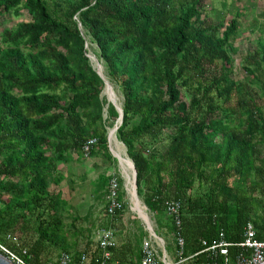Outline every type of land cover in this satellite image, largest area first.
Instances as JSON below:
<instances>
[{"label": "trees", "instance_id": "1", "mask_svg": "<svg viewBox=\"0 0 264 264\" xmlns=\"http://www.w3.org/2000/svg\"><path fill=\"white\" fill-rule=\"evenodd\" d=\"M206 7L207 0H0V16L21 8L30 14L0 32V242L25 262L55 264L40 260L50 245L79 255L64 236L69 204L49 190L63 179L59 164L72 152L86 157L82 147L91 137L97 142L88 155L101 152L115 162L107 127L118 113L111 103L105 108L87 41L122 92L116 136L135 165L138 196L151 213L167 217L169 233L165 201H183L184 256L197 253L185 264H222L201 252V240L222 231L239 242L247 222L264 240V36L246 51L248 82H237L229 51L241 14L212 23ZM234 94L236 105H225ZM107 181L100 174L94 184L105 201ZM29 226L32 238L20 247L6 239H21ZM144 234L127 248L139 251ZM239 250L228 247L231 261Z\"/></svg>", "mask_w": 264, "mask_h": 264}, {"label": "rangeland", "instance_id": "2", "mask_svg": "<svg viewBox=\"0 0 264 264\" xmlns=\"http://www.w3.org/2000/svg\"><path fill=\"white\" fill-rule=\"evenodd\" d=\"M206 9L208 10L207 18L212 23H217L222 19V17L226 22L233 16V13L235 14V12H239L241 14L239 16L240 25L236 33V37L232 41V45L234 46L235 50L229 51L230 56L233 59L230 65V76L237 82H248L249 74L244 68L245 56L248 49H253L255 47L256 41L259 39V37L264 36V0H207ZM29 19L30 14L27 8H21L17 13H5L4 15L0 16V32L6 28L14 26L18 21ZM86 47L88 49L87 54L91 58V63L97 68V63L99 62L100 67L98 69L101 70L100 72L107 79L105 76L103 62L97 55L96 45L87 41ZM249 67L252 68L253 65H250ZM110 84L113 91L110 87L109 91L106 87H104L102 91V95L106 98L105 108L110 102H108V100L115 99V101L120 105H122L123 102L122 92L117 84L113 82H110ZM252 86L256 88V91L259 89L258 84H252ZM261 94V90L258 92V95L255 93L256 97H260L259 95ZM189 98L190 95H188L186 92H183V99L188 101ZM260 102L262 103V101ZM225 105L235 106L236 95L234 94L231 100ZM262 108L264 109L263 103ZM105 113L106 112H104V116ZM112 126H108V130H111ZM111 146L115 151V148L112 145V140ZM120 146L123 154H126L127 152L125 146L122 143H120ZM114 157L118 161H109L101 152H96L95 154L87 155L86 157L84 156V158L78 156L75 152H72V156L68 163L62 162L59 164V170L63 175V179L59 184L52 183L49 187V190L51 192L60 191L62 193V197L67 200V203L69 204L66 211L62 213V218L66 225L64 230L65 241L70 246L71 251H79L80 248L85 245L88 239L93 241L92 237H94V234L92 235V233L96 232L97 227H104V223H102L103 216L101 214L104 211L105 198L96 197L94 193V184L98 179V175L100 174L107 175L115 172L123 175V173L127 172V169L121 163L120 159H118L115 155ZM128 179L132 180L133 177L129 176ZM231 180L233 179H230V181ZM127 182L128 181L123 180V185H127ZM126 194V191L122 192L124 200L128 199ZM139 199L142 201L140 197ZM130 201L132 204V197ZM94 214H100V218L95 219ZM123 214V216L118 220L117 225L115 224L113 228L114 236L117 239L121 237L126 241L130 240V242H134V237L137 236L138 233H145L148 229L145 224V220L138 216V214L130 208V205H127ZM148 215L154 231L158 236L165 239L166 250L169 252V254H172V239L167 228V217L159 213H151L149 210ZM75 216L76 218H74ZM133 216L134 218H132ZM145 228L146 230H144ZM32 229L33 226H29L27 232H25L26 230L23 231L21 239L15 236L17 238V242H20V240H26L27 238L28 241H30L32 238L30 234L33 232ZM12 237L13 236L6 238L14 242ZM155 239H157V237H155ZM59 251L60 248L50 245L48 250L40 254L41 262L44 263L48 260L52 261L57 257Z\"/></svg>", "mask_w": 264, "mask_h": 264}, {"label": "built area", "instance_id": "3", "mask_svg": "<svg viewBox=\"0 0 264 264\" xmlns=\"http://www.w3.org/2000/svg\"><path fill=\"white\" fill-rule=\"evenodd\" d=\"M106 117V113L105 116ZM97 139L95 137L89 138L83 145L82 150L84 155H88L90 149L95 145ZM124 178L129 182V176L126 173L118 174L112 172L108 175L107 181V194H106V206L105 215L110 219L111 223L115 222L117 213L123 209V204L126 202L132 208L131 201L128 202L121 196V187L119 179ZM127 182V184H128ZM129 199H131V192L128 185H125ZM187 195L193 194V189H187ZM183 201L181 199H168L165 201V212L170 217L174 226L171 232L174 238L173 258L166 251L164 242L157 240L147 226L149 235L144 236L140 248V261L138 264H185L187 260L191 259L197 253L188 257L184 256L185 239L182 234L183 218H182ZM135 211V210H134ZM136 212V211H135ZM137 213V212H136ZM138 214V213H137ZM134 217V216H133ZM146 224V223H145ZM12 237L14 243L20 247V243L17 242V238L7 233L6 237ZM94 239L88 246L81 248L78 252L79 255L74 259L73 252H61L52 261L55 264H118V260L114 258L113 250L116 248V239L113 232V227H101L94 233ZM6 238V239H8ZM204 248L201 252H208L211 257L220 256L223 259L222 264H262L264 262V240L256 237L255 228L252 222H247L243 229V238L239 242H230L224 238V233L219 232L217 238L211 242L201 240ZM236 245L240 247V250L234 256L231 261L229 259L228 247ZM22 253H26V248L21 247ZM0 249L11 260L17 264H28L25 260L18 255L15 251L7 248L2 242H0Z\"/></svg>", "mask_w": 264, "mask_h": 264}, {"label": "crops", "instance_id": "4", "mask_svg": "<svg viewBox=\"0 0 264 264\" xmlns=\"http://www.w3.org/2000/svg\"><path fill=\"white\" fill-rule=\"evenodd\" d=\"M107 175H109V174H107ZM123 180L125 181V179L123 178ZM91 181V180H90ZM127 184V183H126ZM124 187H125V190H124ZM122 190H124V191H126V193L128 192L127 191V189H126V186H124L123 185V189ZM127 195V200L125 199V201H129L130 199H129V197H128V193L126 194ZM123 199H124V197H123ZM144 204V203H143ZM105 206H106V201H105V205H104V209H105ZM123 214V213H122ZM102 216H103V218H102V223H106V222H109V224H112L111 222H110V219L108 218V217H106V215H105V210L103 211V213L101 214ZM124 215V214H123ZM123 215H121L120 217H122ZM139 216V215H138ZM94 218L95 219H97V218H100V214L98 215V214H94ZM132 218H134V217H132ZM140 218V217H139ZM142 220V219H141ZM98 221H100V220H98ZM143 221V220H142ZM115 222L116 223H114V224H116L117 225V222H118V219H115ZM144 222V221H143ZM103 225V224H102ZM104 226V225H103ZM102 227V226H101ZM100 226L99 227H97L96 228V230L98 229V228H101ZM105 227V226H104ZM109 227V226H108ZM112 227V226H111ZM113 228H114V226H113ZM144 230H146V228L144 229ZM148 230V229H147ZM146 230V234H144L143 235V237L144 236H148L150 233H149V231H147ZM114 231V230H113ZM95 232H93L92 233V235L94 234ZM140 233H138V235H139ZM171 234V239H172V254L170 253L169 255L171 256V258H173V248H174V238H173V235H172V233H170ZM95 237V236H94ZM94 237H92L93 239H94ZM143 237H142V239H143ZM160 237V236H159ZM115 239H116V244H117V246H116V248L113 250V253H114V258L115 259H117L118 260V262H120L121 260H127V263L129 262V264H138L139 263V261H140V250L138 251V249H134V251L132 252V249H128L127 248V244L130 242V240L129 241H126V240H124V239H122L121 237H119L118 239L115 237ZM157 239H159L160 241L162 240V242H164V246H165V248H166V241H165V239H163V238H157ZM90 243H92V241L90 240V239H88L87 241H86V243H85V245H83L81 248H83V247H86V246H88V244H90ZM80 248V249H81ZM141 248V247H140ZM78 251V250H77ZM167 251V250H166ZM168 252V251H167ZM169 253V252H168Z\"/></svg>", "mask_w": 264, "mask_h": 264}, {"label": "water", "instance_id": "5", "mask_svg": "<svg viewBox=\"0 0 264 264\" xmlns=\"http://www.w3.org/2000/svg\"><path fill=\"white\" fill-rule=\"evenodd\" d=\"M79 25V28L80 29H82L81 28V25H80V23L78 24ZM88 57H89V59H90V61H91V58H90V56L88 55ZM98 62V61H97ZM98 65H97V68L92 64V66L94 67V69H95V71L98 73V75L103 79V82H104V87H110L111 89H112V87H111V84H110V82L104 77V75L100 72V69H98L99 67H100V63L98 62L97 63ZM112 91H113V89H112ZM113 94H114V92H113ZM115 95V94H114ZM110 101V102H109ZM108 102L109 103H111L114 107H115V109H116V111H117V113H118V117H117V119H116V121H115V123L113 124V126H112V128H111V130H112V132H113V135H114V137H115V139L118 141V142H120V143H122L121 141H119L118 139H117V136H116V131H117V129H118V127L120 126V124L122 123V118H123V108H122V105H120L119 103H117L116 101H115V99L114 100H108ZM108 103V104H109ZM111 130H108V133H107V147H108V150H109V153L111 154V156H112V158L113 159H115V160H117L115 157H114V155H113V153H112V150H111V139H110V131ZM123 144V143H122ZM124 145V144H123ZM126 156H127V159L131 162V164H132V168H133V184H134V194L138 197V194H137V185H136V168H135V165H134V163H133V161L128 157V155H127V153H126ZM118 161V160H117ZM139 198V197H138ZM141 201V200H140ZM142 202V201H141ZM144 206L146 207V205L144 204ZM146 209L148 210V208L146 207ZM145 223H146V225H148V227L150 228V231H151V233L153 234V236L154 237H157V238H160L157 234H156V232L154 231V229H153V226L151 225V223H150V220H149V222H146L145 221ZM0 264H17V263H15L13 260H11L7 255H5L4 253H2V252H0ZM262 264H264V262L262 263Z\"/></svg>", "mask_w": 264, "mask_h": 264}, {"label": "bare ground", "instance_id": "6", "mask_svg": "<svg viewBox=\"0 0 264 264\" xmlns=\"http://www.w3.org/2000/svg\"><path fill=\"white\" fill-rule=\"evenodd\" d=\"M101 71V70H100ZM107 90L109 91V86L107 87ZM111 140H112V145L115 148H112L111 146V150L112 153L118 158L120 159L121 163L124 165V167L127 169V173L129 174V176L133 177V168H132V164L131 162L127 159L126 154H123V151L121 149L120 143L115 139L113 132L111 131ZM117 153V154H116ZM128 188L131 192V197H132V208L138 213V215L145 220L146 222H149L150 218L148 215V210L146 209V207L144 206V204L140 201L139 202V198L133 193L134 192V184H133V179L129 180L128 182ZM139 200H138V199Z\"/></svg>", "mask_w": 264, "mask_h": 264}]
</instances>
